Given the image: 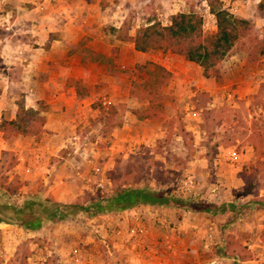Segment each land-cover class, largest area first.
<instances>
[{"label":"rangeland","instance_id":"1","mask_svg":"<svg viewBox=\"0 0 264 264\" xmlns=\"http://www.w3.org/2000/svg\"><path fill=\"white\" fill-rule=\"evenodd\" d=\"M90 1H99L98 10L116 6L142 28L151 22L168 27L174 16L194 13L203 18L209 36L218 31L212 12L224 9L240 19L247 16L251 31L225 58L220 79L205 78L198 64L170 51L151 50L138 69L124 64L131 77L126 89L131 81L148 85V72L156 64L173 66L169 83L160 85L162 114L153 122L124 119L122 131L107 123L90 129L84 136H90L89 145L62 150L70 163L62 164L56 139L22 134L6 123L9 115L0 118V218L12 223L0 229V264H75V248L86 256L81 264H219L217 259L226 255L228 262L222 264H232L233 254L264 264V208L255 204L264 202V55L251 51L253 44L264 43V17L258 11L262 0ZM11 8L17 11L13 5L4 10ZM9 90L8 83L0 84V95ZM112 102L106 107L115 106ZM121 106L123 117L132 115L126 100ZM4 107L0 98V111ZM86 154L89 162H83ZM127 188L157 190L225 212L177 207L165 215L168 222L156 226L145 217L146 234L130 239L121 231H128L136 216L142 220L140 213L71 211L62 221H46L34 231L19 225L9 208L27 200L54 209L59 204L89 207ZM92 219L105 226V239Z\"/></svg>","mask_w":264,"mask_h":264},{"label":"crops","instance_id":"2","mask_svg":"<svg viewBox=\"0 0 264 264\" xmlns=\"http://www.w3.org/2000/svg\"><path fill=\"white\" fill-rule=\"evenodd\" d=\"M99 4L90 0H5L0 8V84L8 83L10 89L0 95L6 103L3 108L6 112L2 109L0 118L9 115L10 118L5 119L13 122L18 120L20 111L38 112L44 118L42 141L57 140L56 151L65 161L63 165L70 163V159H65L66 151L62 153V150L82 142L89 145L90 136H84L90 129H97L96 126L107 123L109 129L122 131L127 126L124 119L157 121L156 117L149 119L143 113L153 111L146 100L148 93L141 87L144 85L131 81L132 86L125 88V81H130L131 77L126 76L124 64L134 69L143 67L150 53L137 51L133 41L142 27L136 19L129 21L125 11H118L116 6L114 10H98ZM11 5L17 11L4 10ZM246 18L241 16V19ZM104 23L108 28L101 27ZM160 66L170 73L174 71L168 63ZM15 87L23 94L15 91ZM143 97L146 102L142 101ZM105 98L115 101L114 114L111 107L103 108ZM124 100L130 105L132 115L128 118L122 116ZM157 113L161 115L162 111ZM87 159L83 162L90 161V157ZM173 211L175 208L168 206L142 205L118 214L140 213L142 221L147 217L156 226L157 222H168L165 215ZM91 223L105 239V226ZM6 226L9 225L0 223V229ZM209 230L214 231L212 227ZM121 232L128 234L125 230ZM111 238L117 236L112 234ZM224 259L227 261L221 258L217 262L222 264ZM231 262L256 264L255 259L236 261L232 258Z\"/></svg>","mask_w":264,"mask_h":264},{"label":"trees","instance_id":"3","mask_svg":"<svg viewBox=\"0 0 264 264\" xmlns=\"http://www.w3.org/2000/svg\"><path fill=\"white\" fill-rule=\"evenodd\" d=\"M258 11L264 16V0L258 5ZM217 21L218 31L215 34L205 36L203 30V18L192 13H180L172 18L171 25L164 27L161 23H154L142 28L135 39V47L140 52H150L151 50H163L172 52L176 55L185 57L188 61L198 64L203 69L206 78H221L222 64L230 51L240 42H243L251 31L249 20L240 19L231 15L228 11L220 9L212 12ZM252 53L264 55V43L259 46H252ZM147 70V68H146ZM149 83L141 86L144 92L148 93L146 100H149L150 107L153 111L145 114V117H158L160 100L162 95L160 85L167 83L172 77L164 67L156 65L153 71L148 72ZM145 100V98H142ZM162 107V106H161ZM111 114H114L115 107H111ZM153 113V114H152ZM158 115V116H157ZM142 116V115H141ZM144 118V116H142ZM44 118L38 112L20 111L18 120L6 122L8 125H15L13 128L22 134L37 136L43 133ZM256 205L264 208V202H255ZM37 205V210L34 206ZM168 206L173 208H193L201 212H214L224 209L214 205H208L200 201H188L183 198L167 196L165 193L148 188H127L123 189L113 196L93 202L91 206L85 207L80 204L58 205L54 209L43 203L38 204L33 200H27L22 207L8 206L13 209L19 219V225L28 230L38 231L46 221L58 223L65 219L71 211H91L90 213L98 215L102 212H116L129 210L138 206ZM211 207H214L212 209ZM245 209L250 210L246 207ZM0 223L12 224L5 222L0 218ZM226 254V253H225ZM225 257V256H223ZM228 256L226 255L225 258ZM231 258L245 260L239 254H233ZM248 259V258H247Z\"/></svg>","mask_w":264,"mask_h":264},{"label":"built area","instance_id":"4","mask_svg":"<svg viewBox=\"0 0 264 264\" xmlns=\"http://www.w3.org/2000/svg\"><path fill=\"white\" fill-rule=\"evenodd\" d=\"M4 3H5V0H0V8H1V6L4 5ZM103 105L104 106H111V105H113V102L111 99L105 98V99H103ZM235 155L236 154H234V156ZM92 220H94V219H92ZM127 232H128L130 239H135V238L143 237L146 234V229L143 226L142 220H140V218L136 216L133 219L132 227H129ZM71 257H72V260L74 261L75 264H81L84 260H86L85 254L82 252V250H80L78 248H75L71 252ZM38 264H46V262H38ZM47 264H51V263L47 262Z\"/></svg>","mask_w":264,"mask_h":264}]
</instances>
